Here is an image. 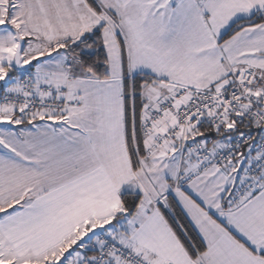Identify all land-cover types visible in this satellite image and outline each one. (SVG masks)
<instances>
[{"label":"snow or ice","instance_id":"6c2138e0","mask_svg":"<svg viewBox=\"0 0 264 264\" xmlns=\"http://www.w3.org/2000/svg\"><path fill=\"white\" fill-rule=\"evenodd\" d=\"M0 264H264V0H0Z\"/></svg>","mask_w":264,"mask_h":264}]
</instances>
